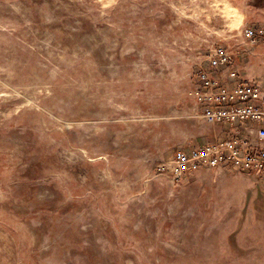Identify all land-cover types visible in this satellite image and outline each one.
Masks as SVG:
<instances>
[{"label": "rangeland", "instance_id": "obj_1", "mask_svg": "<svg viewBox=\"0 0 264 264\" xmlns=\"http://www.w3.org/2000/svg\"><path fill=\"white\" fill-rule=\"evenodd\" d=\"M220 46L264 92V0H0V264H264V174L174 172Z\"/></svg>", "mask_w": 264, "mask_h": 264}, {"label": "built area", "instance_id": "obj_2", "mask_svg": "<svg viewBox=\"0 0 264 264\" xmlns=\"http://www.w3.org/2000/svg\"><path fill=\"white\" fill-rule=\"evenodd\" d=\"M247 37L256 31L246 27ZM196 97L203 103L205 120L223 124L225 139L182 150L175 154L174 172L182 175L199 164L210 166L231 161L238 167L264 174V92L258 83L241 76L232 51L217 47L197 73Z\"/></svg>", "mask_w": 264, "mask_h": 264}, {"label": "crops", "instance_id": "obj_3", "mask_svg": "<svg viewBox=\"0 0 264 264\" xmlns=\"http://www.w3.org/2000/svg\"><path fill=\"white\" fill-rule=\"evenodd\" d=\"M225 137H226V135H225ZM225 139V138H224Z\"/></svg>", "mask_w": 264, "mask_h": 264}]
</instances>
